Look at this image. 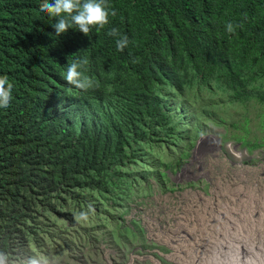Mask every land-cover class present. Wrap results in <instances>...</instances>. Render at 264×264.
Here are the masks:
<instances>
[{
	"label": "trees",
	"instance_id": "obj_1",
	"mask_svg": "<svg viewBox=\"0 0 264 264\" xmlns=\"http://www.w3.org/2000/svg\"><path fill=\"white\" fill-rule=\"evenodd\" d=\"M43 2L0 0V77L13 85L0 108V252L90 264L83 246L107 206L124 209L117 229L130 210L115 190L140 196L148 170L164 176L160 158L192 147L208 121L225 142L264 146L251 136V123L264 130V0H108L117 15L88 36L75 25L57 36ZM83 59L88 91L64 78Z\"/></svg>",
	"mask_w": 264,
	"mask_h": 264
},
{
	"label": "rangeland",
	"instance_id": "obj_2",
	"mask_svg": "<svg viewBox=\"0 0 264 264\" xmlns=\"http://www.w3.org/2000/svg\"><path fill=\"white\" fill-rule=\"evenodd\" d=\"M259 111L260 110L258 108L257 112ZM255 113H256L255 109L252 108L249 109V115L251 117H254ZM243 114L244 112H242L241 116L237 117L236 120L243 121L242 119ZM223 118L228 121L230 120V115L224 116ZM251 130L253 132L251 136L253 138L258 137L259 142L264 144V130L256 122L251 123ZM226 132L227 130L224 127L217 126L212 121L211 122L208 121V123L203 127L202 134L200 135L198 140L200 144L203 145L204 143L205 145H203L202 147L199 146L196 154H201V157L194 155L191 162L192 165L190 166L206 167V174L201 170H199L196 176H192L186 179L185 178L181 179L179 184H182L183 190L177 191L173 194L153 197L151 199L152 202L150 203L147 212L151 215V218H153L152 220H154L156 223H152L148 221L140 211H138L136 215L132 213L130 218L139 219L141 221L140 222L141 225L144 226L147 231V233H145L144 242L146 246H150L146 248L148 251H155V252L160 251L163 254V258L167 260V256L171 255L173 253L172 252L173 250L162 242L157 243L158 242L157 238L151 236V233L158 234L160 233V231H167V230H173V231L182 230L184 232L188 231L192 233L189 229H185V227H183L186 224L179 226L178 223L193 220L191 213L192 212L195 213V211L193 210L196 209L197 206H199V203H202L203 200L196 195L192 196L191 192L189 193L190 197L186 198L187 189L189 191H194V192L200 191L196 193L200 194L202 192L205 198H209V197L214 198L217 192L216 187L218 184H220V188L224 190L230 188L229 193H224L221 191L225 196V200L228 201L230 205H232L233 196H235L238 193L249 191L250 193L243 197L244 199L243 201H241L242 199H238L235 202V204L233 205V207L235 208L236 206L238 207L241 205L244 208L245 207L252 208L256 203L263 202L260 198L251 199V197L253 194L264 193V147L258 148L254 151L253 154H250L244 148H240L239 145L230 142L225 144L224 147H222L221 149L218 145L216 138H220V135L226 134ZM204 135H207L208 138L201 139V137H203ZM217 146L220 148V150ZM192 154H190V156H192ZM187 159L188 157L186 158V160ZM154 174L155 173H153V168L149 169L147 175L144 177L145 180H149L153 178ZM212 177L214 179L226 177V179L225 180L218 179L216 182H213ZM191 181H195L197 183L196 186L192 188L189 187L187 188L186 184ZM223 182L224 184L227 185H223L222 184ZM140 187L142 190H145L144 186L141 185ZM125 190H126L125 186L118 187L115 190V194L119 195L120 197H124L127 195V193H130V192H125ZM131 194L133 195L132 197L133 199L135 197V194L134 193ZM140 198L137 199L140 200ZM126 200L131 201L130 199L124 197V202H126ZM229 204L226 203V205ZM115 205L116 203L111 202L110 205L107 206L108 208L112 209V211L109 212L107 215L103 214V216H106L107 218V223L106 225L96 230L98 233L99 232L104 233L103 239L101 240L99 238L97 240L98 235L96 234L97 237L91 242L93 244L92 246L93 252H95V250L93 249L95 248L96 245H98V243L100 245L101 252H103L100 255L99 254L92 255L91 257L93 259L92 264H95L94 261L96 260H104V262H106L107 264H116L117 262L115 261V258L122 259L124 251L116 247L115 243H118L117 246H121L124 249H127L128 257L130 256V254H132V251L135 250V249H131L133 246L141 245V243L138 242L140 240L136 239V235L134 234V232H126V231L121 232L116 227L113 228V226L111 225L113 219L117 218L118 214L120 213L121 207H117ZM261 205L263 206V204ZM242 211L244 212L245 216L240 219L241 222L239 224H243V222L246 223V226L242 225L243 233L247 235V232H244L245 229L253 228L254 225H256V227L259 228V229L257 228L256 230L260 232L262 231L261 233H259L261 235L258 234L256 236V241H258V244L255 246L254 251L252 250L251 252V249L249 248L248 249L249 254L247 255L246 258L250 259L252 261V264H260V263L264 264V254H263L264 250H258L259 247L264 249V228H262V223H259L257 221L255 222V224H253L251 220L252 216H248L249 214L247 209H243ZM200 214L201 213H198V217L200 216ZM228 219L229 217L225 216L224 221L227 222ZM231 223L232 222L228 224ZM196 226H198V224H196ZM53 229H57V227L54 226ZM192 234L194 235V233ZM128 238L130 240H133L130 242L131 247L128 244ZM153 242L157 243L158 245H154ZM159 246H161L162 248L159 249ZM105 247L108 250L104 249ZM210 247L211 249L216 248L215 245L213 246V244H211ZM83 248L87 249L86 246H83ZM114 251H117V253H114ZM256 251L259 252V255L262 254L261 256H259L260 258L257 257ZM244 255L245 252H242L241 255L239 256L241 257V259L243 257L242 263L246 259ZM157 259H159L160 263L163 264H174L171 262L168 263L164 262L162 258L159 256H157ZM136 264H148V263L146 260H143V261H137Z\"/></svg>",
	"mask_w": 264,
	"mask_h": 264
},
{
	"label": "clouds",
	"instance_id": "obj_3",
	"mask_svg": "<svg viewBox=\"0 0 264 264\" xmlns=\"http://www.w3.org/2000/svg\"><path fill=\"white\" fill-rule=\"evenodd\" d=\"M40 11L48 13L52 17H57V22L52 25V27L55 29V33L57 36H60L61 34L66 33L69 29H72L73 25L77 26L79 29V32L83 33L85 36H88L89 32L92 28H96L97 31L104 29L106 25L109 24V17H115L117 15L116 11L111 8V6L108 4V0H44V2L40 5ZM239 25H237L238 27ZM227 31L229 33H233L235 31L234 26L229 23L227 25ZM108 36L116 38V47L117 50L123 51L129 44V40L127 36H122L118 29L112 28L107 33ZM135 62V61H133ZM88 64L87 59H83L81 61H73L70 64H67V71L65 73V80L69 85L74 86L77 89L88 91L89 89L94 88L96 85L90 77L84 74V72L81 71V68L84 65ZM12 89L13 85L9 81L7 76L0 77V108H7L12 100ZM199 131V130H198ZM228 131V130H227ZM227 133V132H226ZM202 134V132L199 131L198 137L193 143V146L190 147L189 145L185 147V152L183 153V148L180 150H176L173 153H170L168 151L167 155L168 157H162L160 160L162 161V164H164V167L161 168V171L165 173L164 176H159L158 174L153 171L154 177L149 180H142L145 190L141 192L140 196L137 195L138 193H134L135 197L133 199L126 200L125 203H128L130 205V210L127 214H125L122 217V220L120 222V225L118 227V230L121 232H134L136 235V239L140 240L138 241L141 243V245L133 246L131 249H135L132 251V254L128 257V251L127 249H124L121 246H117L118 243H115V246L118 247L120 250L122 249L123 257L122 259H116V264H136L137 261H143L146 260L148 264H155L154 261H160L157 259V256L161 257L162 260L166 263L173 261L167 260L163 258V254L158 251H148L146 248L150 246H146L144 239H145V233H147L144 226L141 225V221L139 219L130 218L132 213L135 215L138 213V211L142 212L143 216L150 222L156 223L153 218H151V215L147 212L150 203L152 202V198L156 196H162L167 194H173L177 191L183 190L182 184H179L182 178H189L192 176H196L198 174L200 166L191 167L190 165L192 162V158L194 155L200 156L201 154H196L199 146L205 145L203 142V145L199 143V137ZM223 136L225 134H222ZM220 135V138H216L219 147L222 149L225 144L227 143H235L236 145H239L240 148H243L240 143L233 142V141H227L225 142L222 138L223 136ZM208 138L207 135H204L201 137V139ZM184 147V146H183ZM218 147V146H217ZM218 147V148H219ZM264 147V146H263ZM219 148V150H220ZM261 148V147H260ZM248 151V149L244 148ZM258 149V148H257ZM256 150V149H255ZM254 150V151H255ZM254 151L250 154H253ZM193 153V154H192ZM192 154V156H190ZM188 159L186 160V158ZM153 165H151L152 167ZM218 179L225 180L224 178H217L214 179L212 177V181L216 182ZM150 182V185H147L146 183ZM195 181H191L186 184L187 188H192L196 186ZM223 185L224 182L222 183ZM188 191V192H187ZM192 193V195L196 192L200 191H189L186 190V195H190L189 193ZM202 193V192H201ZM127 198V196H124ZM123 197V198H124ZM141 197V198H140ZM137 198H140L137 199ZM213 198V197H209ZM124 209L123 207L120 208V213L118 214V217L123 213ZM76 219L78 221H86L88 219V213L87 212H80ZM137 227H141L143 229V234H141L140 229L138 231ZM113 228H115L113 226ZM128 230V231H127ZM160 231V230H158ZM168 231L173 230H167V231H160L158 234L151 233V236L154 238H157V243H161L160 237ZM104 233L98 235V238L101 240L103 239ZM113 239V237H112ZM135 239V240H136ZM133 240H130L128 238V244L131 247L130 242ZM157 243L153 242L154 245H158ZM76 244L73 243V246ZM93 244L86 246L87 249H84L85 253H88L90 257L94 254H102L100 245L95 246L92 251ZM168 246V245H167ZM162 247L159 246V249ZM104 249H107L106 247ZM108 250V249H107ZM258 250H264L261 247L258 248ZM173 252V251H172ZM114 253H117V251H114ZM142 256V257H140ZM143 260H142V259ZM92 258H90V264H92ZM95 264H107L104 262V260H96L94 261ZM0 264H12V262L9 259V256L6 255L4 252H0ZM25 264H57L56 260L49 259L47 257H37L32 256L28 258L25 261ZM163 264V263H161Z\"/></svg>",
	"mask_w": 264,
	"mask_h": 264
},
{
	"label": "bare ground",
	"instance_id": "obj_4",
	"mask_svg": "<svg viewBox=\"0 0 264 264\" xmlns=\"http://www.w3.org/2000/svg\"><path fill=\"white\" fill-rule=\"evenodd\" d=\"M199 170L206 174V167L200 166ZM216 191L214 198H205L203 193H194L192 195L198 196L203 202L199 203V206L193 210L195 213H191L193 220L179 222L178 225L182 226L186 224L183 227L189 229L194 235L188 231L175 230L165 232L160 237V241L173 250V253L167 256V258L173 261L174 264H252V261L246 258L249 254L248 249L250 248L251 252L252 250L254 251L255 246L258 244L256 236L262 231L256 230L258 227L254 225L253 228L245 229L244 232H247V235H245L242 230V225L246 226V223H239L241 222L240 219L245 216L242 210L247 209L248 216H252V223L255 224V222L258 221L262 223V228H264V193L253 194L251 197V199L260 198L263 201L262 203L258 202L256 203L257 205L255 204L252 208H244L241 204V206H236L235 208L233 207L235 202L238 199H242L241 201H243V197L248 195L250 193L249 191L238 193L233 196L232 205L225 200V196L222 193H229L230 188L224 190L220 188V184H218ZM187 197H190V195H186V198ZM226 203L229 205H226ZM261 204H263V206ZM198 213H201L199 217ZM225 216L229 217L227 222L224 221ZM230 222L232 223L228 224ZM196 224H198V226H196ZM211 244H213V246L215 245L216 248L211 249ZM242 252H245L244 256L246 258H244L245 260L243 263V257L242 259L239 257ZM256 252L257 257L260 258L259 256L262 254L259 255V252ZM154 262L155 264H161L160 261Z\"/></svg>",
	"mask_w": 264,
	"mask_h": 264
}]
</instances>
